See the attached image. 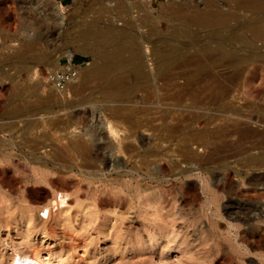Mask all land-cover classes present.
<instances>
[{
    "label": "rangeland",
    "instance_id": "obj_1",
    "mask_svg": "<svg viewBox=\"0 0 264 264\" xmlns=\"http://www.w3.org/2000/svg\"><path fill=\"white\" fill-rule=\"evenodd\" d=\"M55 1L65 6L62 25H50L46 33L45 23L36 24L32 28L34 32L31 30L36 39L33 49L18 58L28 41L25 34L29 29L22 25L16 5L10 0H0V148L12 143L18 148L16 154L20 158V161L8 160L0 154V190L7 193L0 199V213L14 217L21 213L19 204L34 206L56 191L68 194L71 200L65 220L56 224L72 238L66 242L74 254L65 256V264H261L257 256H264V215L260 210L246 207H262L255 203L254 194L264 192V188L254 187L256 173L251 168L242 170V166L250 153L264 147L260 139L242 141L231 126L226 134L218 126L224 118L238 115L244 121L250 117L258 121L249 127L262 128L259 125L264 121V61L242 65L238 74L216 66L214 71L222 75L221 90L227 92L225 98L210 97L200 90L205 80L194 75L198 63L177 65L172 72L174 90L165 87V80L158 82L164 85L158 95L165 98L159 104L160 110L171 111L177 118L188 113L199 115L193 130L183 128L181 133L167 138L164 130H157L161 125L158 116L151 112L140 114L136 121L144 128L135 131L124 144L136 149L124 152L126 168L121 175L113 164L118 141L103 130L96 146L109 147L98 152L100 159L109 160V166L96 162V169L102 170L104 178L91 180L83 179L77 170L62 169L61 162L53 157V150L68 143H89L91 111L97 113L94 123L97 120L106 124L108 107L112 105L96 84L59 94L46 80L55 58L62 64H76L80 59L76 65L83 64V68L92 63L91 54L74 53L67 57L73 47L63 38L80 29L124 31L133 38L140 58L155 57L161 43L171 52L196 57L204 48L217 49L222 41L225 49L234 52L236 49L229 39L234 38L237 23L246 22L251 14L242 8L237 10L239 0H216L217 7L233 14L224 29L217 25H195L183 18L184 14L168 22L155 19L161 5L153 8L154 16L142 21L140 16L135 17L136 0ZM182 3L205 9L204 0ZM253 24L264 26L257 21ZM242 35L245 39L252 38L248 31ZM255 48L256 53L264 54V40L256 41ZM4 75L14 78L29 92L14 97ZM172 92L174 98L169 99ZM53 93L55 97H51ZM137 95L146 96V89H140ZM78 102L82 105L72 110L62 108V104ZM64 117L72 125L69 130L65 129ZM207 119L211 120L209 125L205 123ZM123 137L120 133L119 138ZM142 139L146 142L141 144ZM184 143L186 151L196 154L197 160L184 158ZM34 154L44 164L38 167L30 160L32 165L26 167L21 158L29 160ZM35 168L37 176L32 172ZM202 179L207 180L211 193L203 192ZM154 181L153 189L148 190ZM105 216L110 218L108 237L99 239L100 223ZM236 216L244 217L246 222L230 232L227 221L236 224ZM9 226L11 231L0 225V251L7 239L17 242L24 234L23 229H13L14 220ZM39 230L36 229L35 239L40 240ZM236 234L251 250V258H246L235 244ZM151 236L157 238L158 244L149 252L143 248L148 246ZM123 250L131 252L121 255ZM108 252L115 255L106 261L103 256ZM4 256L0 252V263Z\"/></svg>",
    "mask_w": 264,
    "mask_h": 264
},
{
    "label": "bare ground",
    "instance_id": "obj_2",
    "mask_svg": "<svg viewBox=\"0 0 264 264\" xmlns=\"http://www.w3.org/2000/svg\"><path fill=\"white\" fill-rule=\"evenodd\" d=\"M10 1L16 5L21 14L22 25L27 26V29H29L25 34L28 41L18 53V58H22L33 49L36 43V39L33 38L34 35H31V30L34 32L32 28L36 24L45 23V32L48 33L50 25H62L65 6L64 3L56 2L55 0ZM183 1L185 0H165L161 4L160 13L155 19L168 22L173 19H178L184 14L183 18H186V20L191 21L195 25H217L224 29L227 28L228 23L233 19L232 13L216 6V0H204L205 9L203 10L189 7L183 4ZM134 3L137 9L135 12L137 16L135 17L140 16L139 19L146 21V17L155 15V10L143 6L141 0H136ZM236 7L237 10L242 8L246 14L250 13L251 15L246 22L237 23L234 38L229 39L232 47L236 49L234 52L225 49V41H222L217 49H211L210 47L204 48L199 51L196 57H190L188 55L181 56L177 52H171L165 49L163 43H161L158 46V52L155 57L140 58L133 38L124 33V31L114 33L106 29L99 32L91 27L80 29L74 31L72 34L66 35L63 40L73 47L71 53L67 55L68 58L74 53L81 55L91 54L93 58L92 63L81 70L79 83L76 86L69 87V89H87L93 84H96L102 89L104 98L112 106L108 107L110 113L106 124L97 120L94 123L93 119H95L94 116L97 113L94 110L91 111L89 143H68L65 146L53 150V157L56 161L61 162V168L64 170H77L85 180L96 179L98 176L104 178L102 170L96 169L97 166L95 164L96 162H101L104 167L109 166V160L100 159L98 155L99 151L107 150L109 147L105 146L103 148L96 146V143L101 139L100 137L103 136V130H106L111 137L118 141L117 153L113 164L119 169L118 173L121 175L123 168H126L125 163H123L124 152L126 150L134 151L136 149L135 146H126L124 144H127L125 142L135 131L143 130L144 125L141 126L136 121V118L142 113L151 112L154 116H158L161 125H159L160 127L157 130H164L167 138L181 133L183 128L193 130V126L199 119V115L188 113L184 118H177L173 117L171 111L162 112L160 110L159 104L165 98L163 99L161 95H158V92L162 91L164 87V85H160L158 82L165 80V87H171L174 90L175 86L172 73L174 68L177 65L196 62L199 64V69L194 71V75L201 76L203 81L205 80V83L201 84L200 90L210 94V97L225 98L227 92L221 90L222 75L214 71L216 66L229 68L233 74H238L241 72L239 69L242 65H253L258 61H264V54L255 52V42L264 40V26L256 27L253 24V21L264 24V0H239L236 3ZM258 10L260 12L257 15L253 14ZM246 31L250 33L251 39L242 37V32ZM113 42L116 45L112 46L111 44ZM57 64L58 60L55 58L52 66L55 67ZM3 74L6 73L3 72ZM4 76L13 88L14 97L29 92L26 88L18 85L16 80L11 76ZM52 88L54 89V87ZM140 89H146L147 95L138 97L137 92ZM54 92L63 94V92L55 89ZM55 95L53 93L51 97H55ZM168 98L173 99L174 92L170 93ZM81 105V102L75 104L65 103L62 104V108L72 110ZM168 119H170L169 123L166 122ZM64 120L65 129L69 130L72 125L70 122H67L68 117H64ZM210 122L211 120L207 119L205 123L209 125ZM257 123L258 121L251 117L247 121H244L236 115V118H224L218 128L226 134L227 127L231 126L238 134L239 140L260 139L259 143L264 147V121L263 125H259L262 127L261 129L249 127V124ZM120 133L124 135L121 139L119 138ZM144 142H146V139H142L141 144ZM185 144H183L185 150L184 158L188 160L193 158L194 161L197 160L196 154L192 155L191 152L186 151L187 147ZM17 152L18 148L12 143H9L8 147L0 148V154H4L8 160L20 161V158L17 157ZM21 160L26 167L32 165L31 163L29 165L30 160L37 166L38 164H44L35 154L29 160L26 157H22ZM87 167L91 171L85 170ZM248 168H251L250 170H253L254 174L256 173L253 179L254 187L264 188V149L250 153L245 158L242 170ZM174 171H177L176 165L174 166ZM32 172L35 176L38 175L36 168ZM164 180L166 181L167 178L165 179L164 177ZM154 184H156V181L149 184L148 190H152ZM202 190L206 194L208 192L211 193L206 179H202ZM5 195L7 193L1 192L0 190V199L5 197ZM254 198L256 199L255 203L260 204L262 207L257 208L254 205H248L246 209L252 211L260 210L264 215V192L256 191ZM70 200L68 194L56 191L53 192L50 198L36 202L34 206L19 204L21 213H18L14 217L11 214L0 213V217H2L0 225H4L6 231H11L9 224L12 220H14V230H24V234H22L19 241L14 242L7 239L2 245L0 252H3L5 256L0 264H65V256L68 257L73 253L72 246L66 240H71L72 238H70L68 231L64 230V228H59L56 224L65 220L64 216L70 207ZM235 220H237L236 224L227 221V229L230 232L233 230L237 231L242 226V223L246 222L244 217L236 216ZM109 222V216L102 218L100 232L98 233L99 239H106L108 237ZM37 228H40V240L39 238L35 239ZM234 242L246 258H251V250L247 245L238 240L237 234L235 235ZM157 244V238L151 236L148 246L143 248V250L152 252ZM127 251L129 253L131 252L130 250H123L121 255H124ZM114 255L108 252L103 257L106 258V261H109ZM257 258H260L261 264H264V256L260 255Z\"/></svg>",
    "mask_w": 264,
    "mask_h": 264
},
{
    "label": "built area",
    "instance_id": "obj_3",
    "mask_svg": "<svg viewBox=\"0 0 264 264\" xmlns=\"http://www.w3.org/2000/svg\"><path fill=\"white\" fill-rule=\"evenodd\" d=\"M165 0H141V4L147 8L153 9L161 5ZM83 64L76 65L73 62L60 63L53 67L46 76L49 84L59 92L68 91L69 87L76 86L81 78Z\"/></svg>",
    "mask_w": 264,
    "mask_h": 264
},
{
    "label": "trees",
    "instance_id": "obj_4",
    "mask_svg": "<svg viewBox=\"0 0 264 264\" xmlns=\"http://www.w3.org/2000/svg\"><path fill=\"white\" fill-rule=\"evenodd\" d=\"M70 0H65L66 3H68ZM76 64L80 62V59H77L76 61Z\"/></svg>",
    "mask_w": 264,
    "mask_h": 264
}]
</instances>
